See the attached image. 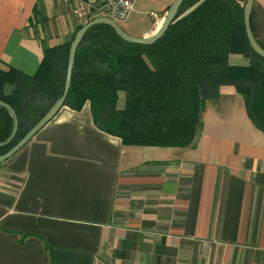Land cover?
Instances as JSON below:
<instances>
[{
	"label": "crops",
	"instance_id": "crops-1",
	"mask_svg": "<svg viewBox=\"0 0 264 264\" xmlns=\"http://www.w3.org/2000/svg\"><path fill=\"white\" fill-rule=\"evenodd\" d=\"M57 3L0 0V67L37 71L36 6L49 24H77ZM0 264H264V131L244 97L221 85L188 146L126 145L90 101L64 105L0 166Z\"/></svg>",
	"mask_w": 264,
	"mask_h": 264
},
{
	"label": "trees",
	"instance_id": "trees-1",
	"mask_svg": "<svg viewBox=\"0 0 264 264\" xmlns=\"http://www.w3.org/2000/svg\"><path fill=\"white\" fill-rule=\"evenodd\" d=\"M246 2L185 0L178 17L152 44L128 42L108 24L92 26L77 50L64 105L81 109L90 101L96 125L126 145L188 146L196 138L206 100L218 98L220 86L231 84L244 97L250 119L264 131V57L247 37ZM256 12L255 0L251 26L264 48ZM74 37L45 44L32 75L11 65L0 67V99L19 119L16 137L0 146V155L62 96ZM232 53L249 62L232 64ZM13 124L10 112L0 106V142L11 135Z\"/></svg>",
	"mask_w": 264,
	"mask_h": 264
},
{
	"label": "water",
	"instance_id": "water-1",
	"mask_svg": "<svg viewBox=\"0 0 264 264\" xmlns=\"http://www.w3.org/2000/svg\"><path fill=\"white\" fill-rule=\"evenodd\" d=\"M185 0H173L169 9L167 10L162 24L150 35L136 36L127 32L117 21L109 17H97L86 24H84L76 33L69 51V62L66 76L65 89L62 96L51 106L46 114L34 125V127L10 150L0 155V163L5 162L12 156H14L19 150H21L46 124H48L58 111L64 106L67 96L69 95L72 85L73 71L75 67V60L77 50L86 35V32L94 25L108 24L112 26L116 32L126 41L139 44H152L156 42L168 29L170 24L178 17L180 7ZM255 0H247L244 8V20L246 26L247 37L249 39L251 47L262 57H264V48L257 41L251 26V16L253 12ZM0 106L5 107L13 118V130L11 135L3 142H0V146L10 144L16 137L19 128V119L14 108L0 99Z\"/></svg>",
	"mask_w": 264,
	"mask_h": 264
},
{
	"label": "rangeland",
	"instance_id": "rangeland-1",
	"mask_svg": "<svg viewBox=\"0 0 264 264\" xmlns=\"http://www.w3.org/2000/svg\"><path fill=\"white\" fill-rule=\"evenodd\" d=\"M172 2L173 0H137L135 10L131 16L127 21L121 22L120 25L127 32L136 36H144L143 34L145 32H150L151 30L154 32L156 27L158 28L162 24L165 14ZM64 14L61 15L64 16ZM65 18L67 17L65 16ZM75 20L77 24L75 23L73 26L68 24L65 28V24L62 21L59 25L57 23L55 25L49 24L43 6L39 5L34 14V20L30 22L31 28L29 29L33 30L36 35L42 36L47 45L51 43L59 44L75 36L78 28L88 22L85 20L81 21L77 17H75ZM50 38H52V40L48 43Z\"/></svg>",
	"mask_w": 264,
	"mask_h": 264
},
{
	"label": "built area",
	"instance_id": "built-area-1",
	"mask_svg": "<svg viewBox=\"0 0 264 264\" xmlns=\"http://www.w3.org/2000/svg\"><path fill=\"white\" fill-rule=\"evenodd\" d=\"M79 20L109 17L119 24L125 22L135 10L137 0H56Z\"/></svg>",
	"mask_w": 264,
	"mask_h": 264
},
{
	"label": "bare ground",
	"instance_id": "bare-ground-1",
	"mask_svg": "<svg viewBox=\"0 0 264 264\" xmlns=\"http://www.w3.org/2000/svg\"><path fill=\"white\" fill-rule=\"evenodd\" d=\"M159 28V27H158Z\"/></svg>",
	"mask_w": 264,
	"mask_h": 264
}]
</instances>
